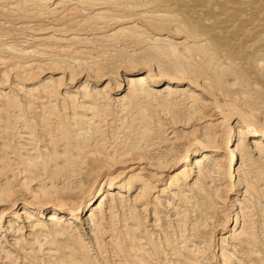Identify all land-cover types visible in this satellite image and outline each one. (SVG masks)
I'll return each mask as SVG.
<instances>
[{
  "label": "bare ground",
  "instance_id": "1",
  "mask_svg": "<svg viewBox=\"0 0 264 264\" xmlns=\"http://www.w3.org/2000/svg\"><path fill=\"white\" fill-rule=\"evenodd\" d=\"M0 264H264V0H0Z\"/></svg>",
  "mask_w": 264,
  "mask_h": 264
}]
</instances>
